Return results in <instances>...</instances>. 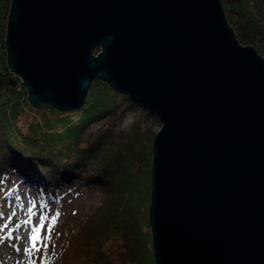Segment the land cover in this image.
Here are the masks:
<instances>
[{
  "label": "water",
  "instance_id": "1",
  "mask_svg": "<svg viewBox=\"0 0 264 264\" xmlns=\"http://www.w3.org/2000/svg\"><path fill=\"white\" fill-rule=\"evenodd\" d=\"M5 42L32 105L79 108L100 78L161 120L155 264H264V58L222 0H11Z\"/></svg>",
  "mask_w": 264,
  "mask_h": 264
},
{
  "label": "trees",
  "instance_id": "2",
  "mask_svg": "<svg viewBox=\"0 0 264 264\" xmlns=\"http://www.w3.org/2000/svg\"><path fill=\"white\" fill-rule=\"evenodd\" d=\"M253 4L260 5L258 0H227L223 8L239 41L252 43L264 58V23L253 15ZM10 5L11 0H0V202L2 186L11 174L44 188L43 198L53 201L61 196L60 182L68 188L99 183L103 201L87 215L88 223L83 218L59 230L50 264H118L110 255L103 256L106 239L118 234L127 240L130 254L136 252L138 264H155L144 207L151 183L152 139L133 133L125 141L105 132L85 135L92 120L121 103L101 79L93 81L103 82L97 84L100 91L89 88L81 107L60 112L46 103L28 130L21 129L18 114L31 106L20 77L8 66L5 36ZM144 238L147 248L137 253Z\"/></svg>",
  "mask_w": 264,
  "mask_h": 264
},
{
  "label": "rangeland",
  "instance_id": "3",
  "mask_svg": "<svg viewBox=\"0 0 264 264\" xmlns=\"http://www.w3.org/2000/svg\"><path fill=\"white\" fill-rule=\"evenodd\" d=\"M222 2L225 4L227 0H222ZM258 2L260 5L253 4L250 5V8L253 15L264 23V0H258ZM259 8L261 13L258 12ZM250 45L254 46L252 43ZM101 48V45H99L93 52L98 55ZM96 79L100 78H95L94 80ZM101 80L107 82L104 79ZM93 81L89 90L100 91V87L97 85L100 82ZM20 85L24 87L21 83ZM113 91L115 94L112 97L119 96L121 103L115 106L114 110H109L104 115L92 120L86 127L85 135L88 136L89 133L98 135L105 132L123 141L132 136V133L141 134L144 138H151V178L153 138L156 131L161 127V120L156 115L149 113L141 104L133 101L126 93L117 91L114 88ZM28 103L30 102L28 101ZM44 104L34 106L30 103L31 109L25 108L18 114L17 123L21 129L28 130L30 123L37 117V112H43ZM52 107L57 109L54 106ZM143 143L146 144V141H143ZM2 187L5 192L4 200L0 202V264H50V254L56 248L55 241L59 230L69 229L73 223L80 222L83 218L88 223L90 219H88L87 215L89 213L92 215L91 211L100 205L104 198V190L99 183L91 185L75 184L68 188L64 182H60L59 191L61 196L55 201L43 198L44 188H38L31 182L22 181L14 174L10 175ZM147 189L149 200L144 202V207L145 209L147 208L151 238L149 248H151L153 255L149 216L151 183L147 186ZM57 213H59L58 216ZM53 217H56L54 225L52 224ZM41 224L44 225V228L37 234L39 239L35 242V247L33 248L31 239L32 235L35 234L33 230L40 227ZM86 230L89 236V225ZM122 236V234H118L106 239L103 256L107 257V255H110L118 264H138L136 252L130 254V249L126 243L127 240H123ZM96 241L97 239L91 242V245L96 244ZM137 247L139 250H137V253L144 252V249L147 248L145 238L142 239L141 244Z\"/></svg>",
  "mask_w": 264,
  "mask_h": 264
},
{
  "label": "snow or ice",
  "instance_id": "4",
  "mask_svg": "<svg viewBox=\"0 0 264 264\" xmlns=\"http://www.w3.org/2000/svg\"><path fill=\"white\" fill-rule=\"evenodd\" d=\"M59 215V213H57V216ZM45 219V218H42ZM25 223H27V221H25ZM56 223V217L52 218V224L54 225ZM17 227H19V225H17ZM44 228V225L41 224L40 227L35 228L33 230V232L35 233L34 235H32L31 239H32V243H33V248L35 247V242L39 239V236L37 235L38 233H40L41 229ZM49 231H51V229H49ZM19 250V249H18ZM30 251V250H29Z\"/></svg>",
  "mask_w": 264,
  "mask_h": 264
}]
</instances>
